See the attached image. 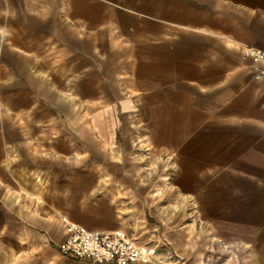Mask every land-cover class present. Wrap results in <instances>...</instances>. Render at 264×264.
<instances>
[{
    "label": "crops",
    "instance_id": "obj_1",
    "mask_svg": "<svg viewBox=\"0 0 264 264\" xmlns=\"http://www.w3.org/2000/svg\"><path fill=\"white\" fill-rule=\"evenodd\" d=\"M250 47L264 0H0V264H92L70 223L137 264H264Z\"/></svg>",
    "mask_w": 264,
    "mask_h": 264
},
{
    "label": "built area",
    "instance_id": "obj_2",
    "mask_svg": "<svg viewBox=\"0 0 264 264\" xmlns=\"http://www.w3.org/2000/svg\"><path fill=\"white\" fill-rule=\"evenodd\" d=\"M248 52L264 62V50L250 47ZM264 69L257 73L263 76ZM61 251L71 257L85 258L92 264H137L152 262V252L142 248L128 233L117 230L88 229L76 223L68 226V237Z\"/></svg>",
    "mask_w": 264,
    "mask_h": 264
}]
</instances>
